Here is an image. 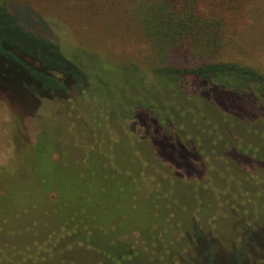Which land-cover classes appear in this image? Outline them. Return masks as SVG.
Masks as SVG:
<instances>
[{
	"label": "rangeland",
	"instance_id": "rangeland-1",
	"mask_svg": "<svg viewBox=\"0 0 264 264\" xmlns=\"http://www.w3.org/2000/svg\"><path fill=\"white\" fill-rule=\"evenodd\" d=\"M209 1L200 12L217 17L219 6L211 10ZM230 1L234 10L220 6V40L205 41L208 47L200 40L204 55L190 59L162 20L168 0L7 5L45 42L25 40L9 25L1 37L35 54L46 73L0 57V264H199L207 250L217 264H264V80L218 73L203 81L168 71L211 53V61H236L264 75V0ZM68 63L75 68L65 72ZM58 74L63 81L56 83ZM147 118L152 129L143 126ZM43 132L68 140L57 141L49 159L63 158L72 169L34 171ZM86 153L100 168L114 158L127 179L134 175L133 214L128 200L111 193L123 179L106 178V169L84 190ZM130 159L139 164L131 167ZM58 192L66 193L67 207L55 216ZM72 211L97 224L60 223Z\"/></svg>",
	"mask_w": 264,
	"mask_h": 264
},
{
	"label": "trees",
	"instance_id": "trees-1",
	"mask_svg": "<svg viewBox=\"0 0 264 264\" xmlns=\"http://www.w3.org/2000/svg\"><path fill=\"white\" fill-rule=\"evenodd\" d=\"M15 1L16 0H0V28H3L6 25H9L19 33L18 35L21 38H23L25 40H32L33 43H37V44L42 43V41L45 42L43 38L36 36L33 33L29 32L25 28L24 23L21 20H19L18 18H17L18 19L17 20L14 17L15 14L13 12L6 9L7 5L10 2L12 3ZM168 1L169 2L167 3L166 10L164 9V12H163L162 20L167 24V26H166L167 29L173 31L174 34L177 35L175 37V42H182L183 48L186 47L187 51L189 53L193 54L192 56L189 55V59L190 58H196L197 56L195 54H202L203 53V55H204L205 50L202 48L203 47L202 44L201 43L199 44L200 40L203 41L204 43H205V41L212 43V41L214 39H215V41L217 40L218 35L220 38V32L224 28V24H223L222 18L220 16L221 12H223V9H221L220 6H223L227 10H234V6H235L230 0H210L209 5L211 7V10H214V8L219 6V9H218L219 14H217V17H214L213 13L211 14L209 12H207V13H204L202 11L200 12V10L202 9L201 2L203 0H168ZM180 2H181V7H180V9H178L177 5ZM237 15H238L237 12L234 13L233 19ZM219 38H218V40H220ZM47 44H49L48 46L51 49L52 44H50L48 42H47ZM195 46H197V47H195ZM205 46L208 47L207 43H205ZM195 49H199V50L196 51ZM210 51H213V48H210L209 52ZM51 52L56 54V57H58L57 55H60V52L56 49H55V51L51 50ZM1 55H6L9 58H12V61L21 65L29 73L38 74V75H44L46 73L44 71L45 69H43L40 66V63H38L35 60V58H34V57H36L35 54L31 53L28 49L22 48L21 46L17 45L16 43L9 41L7 38L1 37V35H0V57H1ZM211 55L212 54L210 53L209 57L212 58ZM211 58H209V60L200 62V63L195 64V65L189 64V62H188L187 64L177 66L176 67L177 69L172 68V69H169L168 71L171 73H178L179 75L194 76V77H197L198 79L203 80V81H206V80L209 81L210 78H212L214 75H217L218 73H226V74L227 73H234L239 77H243L245 79H249L250 81L258 82V83L264 80V75L255 72L253 69L249 68L247 65H243L240 63L238 64V63H236V61H229V62L217 61V62H215L213 60L211 61ZM14 62L10 61L9 63L10 64L12 63L14 66H16L15 71L18 72L21 69H19L18 66L14 64ZM186 62L187 61H185V63ZM63 65L64 66L62 67V69L65 72L66 71L70 72L75 68L74 64L68 63V64H63ZM27 67L28 68H34V69H28ZM82 71H83V69H82ZM24 74H26L28 76L27 72H24ZM84 77H85L84 80L86 83V80H87L86 74L84 75ZM54 81L56 83H58L60 81H63V78L60 76V74H58L54 78ZM207 83L209 84L210 87L214 86V84H210L211 82L210 83L207 82ZM56 92L57 91H55L54 93H56ZM38 97H41L42 99L47 98V96L43 97L42 95H40ZM56 98H59V97H56ZM40 104H41V101L38 103L37 106L39 107ZM33 105L30 106V104H29V107H31V110L36 111L37 109H35ZM200 114H204L202 112V109H201ZM135 116L141 121V119L139 117L140 111L137 112L135 114ZM143 126H145L147 129H152L153 127H155L154 123L149 118H147L146 123L145 122L143 123ZM214 126H216V125L214 124ZM99 128H101V127H99ZM59 140L64 142L62 140V138H59ZM59 140H57V138H56V136H54V134L50 135L48 133L43 132V133H40L38 135L37 142L34 145L35 151L38 155V161H37V164L34 168L35 172L39 173L40 171H42L46 168H50L52 170L58 169V168H61V169H72L73 168V166H71L63 158H60L59 161H51L49 159V155L51 154V152L57 150L56 143ZM102 141L103 140H101L100 146L98 145L99 147H102L101 146L103 144ZM67 142H68V140H66L64 143H67ZM153 145H154V143H153ZM130 147L136 148V146L131 145V144H130ZM154 148L156 150L155 145H154ZM43 149L47 151L44 154H43V152H41V150H43ZM157 152H156V155L158 156L159 154H157ZM62 154H61V156H62ZM160 157L161 156L159 155V158ZM85 158H86L85 165L83 166L84 171H85L83 177H85V178L83 180L84 185H82V187H84V190L86 188L91 189V187L95 188V183L98 181V179H96V171H98L100 169H106V170H108V173H105L106 178L113 177L114 179H119V178L123 179L124 182H122L121 184L117 183L114 185L111 193H113L116 197H119L120 199L128 200V202L131 204V205H129V208L131 209L132 213L131 212L130 213L133 214V211H135V209L137 208L136 203H134V201H133V198L136 197V195L138 193V189L135 190V192L133 189L137 185H140V183H138V184L133 183L132 179L135 180V178L133 177L134 175H131L127 179L126 176L122 172V168L114 165V164H116V161L114 158L110 160V158L108 159V157H107L106 163H108V164L106 165L107 166L106 168H100V164L95 165L96 163H100V161L98 159H95V157L93 155H91L90 153H86ZM130 163H131V165H130L131 167H133L135 164L136 165L139 164L137 161H135L133 159H130ZM111 167H113V169ZM130 169H133V168H130ZM188 169L189 168H187L186 170H188ZM231 169H232V167H231ZM39 177H40V179H42L43 175L40 174ZM131 187L132 188L134 187V188L132 189ZM103 189H104V187H101V190H103ZM51 190H53V189H51ZM84 190L82 192H83L84 198L86 197L85 201L88 202L90 200L89 198H87L89 194H85ZM70 191L72 192V190H70ZM74 191H76V190H74ZM58 194L63 199V202L59 204L60 208L57 209L55 216L62 213L67 207V204L64 201V199L66 197V193L58 192ZM69 195L73 196L72 193L71 194L69 193ZM140 201L142 202L141 199H140ZM143 205H144V207L141 206L142 214L147 213L149 215L150 211L148 210V208H146L145 204H143ZM26 212H27V210L23 211V213H26ZM15 215H21V214L17 213ZM15 217H14V219H15ZM71 218L79 219L80 221H82L86 225H96L97 224L95 222V219H96L95 216H90V215H87L83 212L79 213L77 211L70 212L69 215L65 219L60 220V223L62 221H65V220H68ZM148 220H150V215L148 217ZM132 227H137V226H132ZM140 227H143V225H140ZM129 228H131V227H127V228L123 227V229L121 231H127ZM263 232H264V227H263ZM249 236H251L250 233H247L244 236L246 238V239H244V247H247V248H248L247 237H249ZM13 249H14L15 253L19 251V248H13ZM206 252H207L206 257L208 260V264H217L216 257L213 254H209L210 253L209 250H207ZM5 254H6L5 259H9L10 256L8 255L7 251L5 252ZM238 256L240 257L239 253H238V255H236V257H238ZM206 257H203L202 255L200 257L198 256V260H197L198 263L201 264L204 261V258H206ZM237 260H238V264H243L242 259L240 260L237 258ZM7 261H9V260H7ZM1 264H2V262H1ZM5 264H11V263H5Z\"/></svg>",
	"mask_w": 264,
	"mask_h": 264
}]
</instances>
